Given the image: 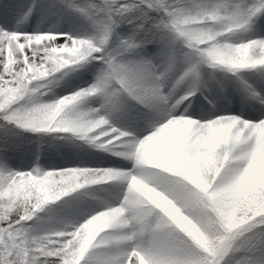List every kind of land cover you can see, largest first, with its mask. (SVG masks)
Listing matches in <instances>:
<instances>
[{
	"label": "snow or ice",
	"instance_id": "obj_1",
	"mask_svg": "<svg viewBox=\"0 0 264 264\" xmlns=\"http://www.w3.org/2000/svg\"><path fill=\"white\" fill-rule=\"evenodd\" d=\"M0 264H264V0H0Z\"/></svg>",
	"mask_w": 264,
	"mask_h": 264
},
{
	"label": "rangeland",
	"instance_id": "obj_2",
	"mask_svg": "<svg viewBox=\"0 0 264 264\" xmlns=\"http://www.w3.org/2000/svg\"><path fill=\"white\" fill-rule=\"evenodd\" d=\"M59 91V90H57ZM29 151H34L35 150V145H30L29 148H28Z\"/></svg>",
	"mask_w": 264,
	"mask_h": 264
}]
</instances>
